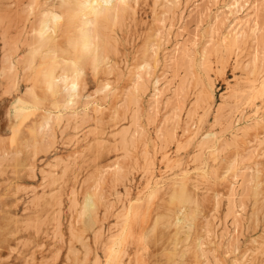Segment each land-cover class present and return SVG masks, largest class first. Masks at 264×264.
I'll return each instance as SVG.
<instances>
[{
  "label": "rangeland",
  "instance_id": "obj_1",
  "mask_svg": "<svg viewBox=\"0 0 264 264\" xmlns=\"http://www.w3.org/2000/svg\"><path fill=\"white\" fill-rule=\"evenodd\" d=\"M30 1L0 0V264H264V0H130L69 106L24 68L32 23L58 0ZM234 26L246 34L229 50Z\"/></svg>",
  "mask_w": 264,
  "mask_h": 264
},
{
  "label": "bare ground",
  "instance_id": "obj_2",
  "mask_svg": "<svg viewBox=\"0 0 264 264\" xmlns=\"http://www.w3.org/2000/svg\"><path fill=\"white\" fill-rule=\"evenodd\" d=\"M129 1L130 0H115V3L112 5V6H105V4H104V0H58V1H56V2H54L53 1V3H50L49 4V6H47L46 8H44L43 10H41V12L40 11H38L37 10V12H40V14H38V16H36L37 18H36V21L34 22V23H32L33 25H32V27L30 28V35H29V38L28 37H26L27 39L23 42L24 44H25V48H26V54L24 55V54H22V55H24V57H22V61L24 62V68L25 69H28L29 71H30V73L32 74V76H34L35 78H38V79H40V82L42 81L44 84H45V88H47V89H49V90H51V91H53V93L56 91V93H57V91H59V90H61V89H63L64 90V96L66 97V100H65V106H69V104H71V103H73V101H74V99L75 98H79V96H81V94H79L78 95V86H80V85H78V82L80 81L79 80V77H80V75H83V74H81L82 73V67H85L84 65V63L85 62H89L93 67H95L96 69L98 68V66H101L100 65V63H101V60L102 61H104V59H105V53H106V50H107V47H104V44H103V42H104V32H103V29L104 28H107L108 26V24L109 23H112V25L113 24H115V23H119V20H120V18H122L121 17V15H122V13L124 12V8L129 4ZM155 1V0H154ZM31 2V4L29 3V6H30V12L32 11V10H34V7L38 4V0H31L30 1ZM48 2V1H47ZM128 2V3H127ZM133 2V1H132ZM175 2V1H174ZM248 2H249V0H235V2L234 3H232V6H234V7H239V6H241V7H243V6H245L246 4H248ZM43 3V2H42ZM157 3V2H156ZM45 4V3H44ZM131 4V3H130ZM154 4V3H153ZM23 5V4H22ZM27 5V4H26ZM41 5V4H40ZM155 5H157V4H155ZM158 6V5H157ZM161 6V5H160ZM164 6V5H163ZM163 6H161V7H163ZM172 6V5H171ZM28 7V6H27ZM38 7H39V5H38ZM44 7H45V5H44ZM132 7V6H131ZM161 7H159L160 9H162ZM23 8H24V6H23ZM26 8V7H25ZM41 8H42V6H41ZM127 8V7H126ZM130 8V7H129ZM232 7L231 6H229V9H231ZM4 9V8H3ZM128 9V8H127ZM126 9V10H127ZM164 9V8H163ZM154 10V9H153ZM3 11V10H2ZM23 11H27V10H23ZM131 11H132V9H131ZM127 12H128V10H127ZM231 12V11H230ZM19 13V12H18ZM22 13V12H21ZM25 13V12H24ZM32 13V12H31ZM30 13V14H31ZM9 14V13H8ZM125 15H127V13H125ZM129 15V14H128ZM127 15V16H128ZM16 16H17V14H16ZM123 16V15H122ZM1 17V16H0ZM8 17H9V15H8ZM28 14H27V19H28ZM30 17H31V15H30ZM30 17H29V19H30ZM125 17H123L122 18V20L124 19ZM129 18V17H128ZM161 18V17H160ZM1 19V18H0ZM35 19V18H34ZM33 19V20H34ZM2 20V19H1ZM6 20V19H5ZM4 20V21H5ZM161 21H162V19H161ZM1 22H3V21H1ZM10 22V21H9ZM24 22V21H23ZM22 22V23H23ZM25 22H26V20H25ZM123 22V21H122ZM28 23V22H27ZM125 23V22H124ZM1 24V23H0ZM241 24L242 25H246V22L243 24L242 23V21H241ZM241 24H240V26H241ZM6 25V24H5ZM26 25V24H25ZM121 25V24H120ZM120 25H117V26H120ZM247 25H249L248 23H247ZM114 26V25H113ZM2 27V26H1ZM115 27V26H114ZM124 27V26H123ZM29 28V27H28ZM231 28V27H230ZM248 28H249V26H248ZM3 29V28H2ZM240 29H241V27H240ZM22 30H23V28H22ZM111 30V29H110ZM120 30H121V28H120ZM162 30V29H161ZM229 30V29H228ZM239 29L238 28H236V26H234L231 30H229V35L230 34H232V40H230V38H229V40H230V42H229V44L227 45V46H224L226 49H229L228 47H229V45H233V44H235V43H237V42H239L238 41V37H239V35L242 37L243 36V34H246V33H243L242 34V32H240V30L238 31ZM256 30V25H253L252 26V28H251V31L252 32H254ZM2 31V30H1ZM232 33H231V32ZM243 31V30H242ZM247 31V30H246ZM22 32V31H21ZM103 32V33H102ZM111 32V31H110ZM109 32V33H110ZM115 32V31H114ZM244 32V31H243ZM106 33V32H105ZM251 33V32H250ZM249 33V34H250ZM8 34V33H7ZM107 34V33H106ZM105 34V35H106ZM223 34H225V32L223 33ZM252 34V33H251ZM4 35V34H3ZM110 35H113V34H109V36ZM115 35H117V34H115ZM227 35H228V33H227ZM227 35L226 36H224L223 38H222V41H224V45H225V39H226V37H227ZM254 35V34H253ZM11 36V35H10ZM23 36V35H22ZM147 36V35H146ZM250 36V35H249ZM63 38V37H65V39H66V43H67V47H66V49L64 48L65 46L63 45V43L61 44V38ZM108 37V36H107ZM243 37H245V36H243ZM247 37H248V35H247ZM4 38H7L6 37V35H5V37ZM12 38V37H11ZM22 38V37H21ZM106 38V37H105ZM228 38V37H227ZM107 39H109V37L107 38ZM106 39V40H107ZM116 39V38H115ZM247 39V38H246ZM261 39V38H260ZM112 42H113V40L112 39H110ZM109 40V41H110ZM145 40V39H144ZM148 40V39H147ZM5 41V40H4ZM16 41V40H15ZM62 42H64V41H62ZM106 42V41H105ZM148 42V41H147ZM243 42H245V40L243 41ZM13 43V42H12ZM65 43V42H64ZM114 44H115V41L113 42ZM144 43H145V41H144ZM150 43V42H149ZM149 43H146V44H148L149 45ZM226 43H227V41H226ZM152 44V43H151ZM61 45H63L64 47H63V49H62V46ZM113 45V44H112ZM116 45V44H115ZM142 45V44H141ZM240 45V44H239ZM10 46V45H9ZM15 46V45H14ZM105 46H107L106 44H105ZM144 46V45H143ZM142 46V47H143ZM146 46V45H145ZM153 46V45H152ZM237 46V45H236ZM104 47V48H103ZM115 47V46H114ZM147 47V46H146ZM150 47V46H149ZM238 47V46H237ZM106 48V49H105ZM138 48H140V47H138ZM232 48V47H231ZM105 49V50H104ZM142 49V48H141ZM149 49V48H148ZM147 49V50H148ZM152 49V48H151ZM220 49H221V47H220ZM110 50V49H109ZM113 50H115L116 52L118 51V50H116V48H113ZM137 51H138V49H136ZM219 50V49H218ZM230 50V49H229ZM153 51H155V50H153ZM205 51V50H204ZM203 51V52H204ZM228 51V50H227ZM7 52V51H6ZM112 53H114L113 51H111ZM115 52V53H116ZM146 52V51H145ZM147 52H149V51H147ZM152 52V51H151ZM151 52H149L150 54H151ZM232 52V51H231ZM108 53H109V51H108ZM140 53H141V51H140ZM148 53V54H149ZM156 53V52H155ZM154 53V54H155ZM188 53V52H187ZM208 53V52H207ZM229 53H230V51H229ZM135 54V53H134ZM142 54V53H141ZM181 54V53H180ZM219 54H220V52H219ZM218 54V55H219ZM228 54V53H227ZM10 54H8V56H9ZM111 55V54H110ZM136 55V54H135ZM144 55V54H143ZM189 55H190V53H189ZM217 55V54H216ZM109 56V55H108ZM139 56V55H138ZM140 56H142V55H140ZM147 56V55H146ZM204 56V55H203ZM220 56V55H219ZM133 57H134V55H133ZM136 57V56H135ZM145 57V56H144ZM149 57H151V56H148L147 57V59H149ZM153 57H155V56H153ZM205 57V56H204ZM222 57V56H221ZM4 58H6V57H4ZM8 58H10V57H8ZM8 58H6V63L8 62V65H10L9 63L11 62V61H7V59ZM21 58V57H20ZM19 58V59H20ZM110 58V57H109ZM142 59H143V57H141ZM146 58V57H145ZM144 58V59H145ZM227 58V57H226ZM19 59H18V61H19ZM133 59H135V58H133ZM133 59H132V61H133ZM139 59V58H138ZM136 60V61H138L139 62V60ZM141 59V64H144L143 65V67H141L142 68V70H144V68H145V65H147L148 66V64L147 63H149V65H150V61L151 60H148L149 62H147V60L145 59V60H142ZM152 59V58H151ZM155 59V58H154ZM154 59H153V62H154ZM205 59V58H204ZM10 60H11V58H10ZM223 60H227V59H223ZM142 61L144 62V61H146L145 63H142ZM4 62V61H3ZM156 62V61H155ZM174 62V61H173ZM228 62V61H227ZM102 63H104V62H102ZM107 63H109V62H107ZM106 63V64H107ZM135 63V62H134ZM178 63V62H177ZM222 63H223V61H222ZM221 63V64H222ZM4 64H5V62H4ZM12 64V63H11ZM137 64V63H136ZM7 65V64H6ZM88 66H89V64H87ZM104 65V64H103ZM109 65H113V64H109ZM223 65V64H222ZM4 66V65H3ZM2 66V67H3ZM13 66V65H12ZM12 66H9V68L11 67L12 68ZM108 66V65H107ZM131 66H132V64H131ZM223 66H225V64L223 65ZM7 67V66H6ZM14 67V66H13ZM90 67V66H89ZM104 67V66H103ZM135 67H137V66H135ZM140 67V66H139ZM151 67V66H150ZM184 67V66H183ZM4 68V67H3ZM3 68H2V70H3ZM9 68H6L8 71H9V73L12 71H10L9 70ZM10 68V69H11ZM24 68H23V71H24ZM92 68V67H91ZM90 68V69H91ZM109 68H114V67H109ZM108 68V69H109ZM148 68H149V66H148ZM148 68H147V70H148ZM137 69V68H136ZM117 70H119L118 68H117ZM129 70H131V69H129ZM223 70V69H222ZM259 70H260V68H259ZM259 70H258V72H259ZM263 70V69H262ZM93 71V70H92ZM98 71H100V70H98ZM97 71V72H98ZM104 71V70H103ZM115 71V70H114ZM122 71V70H121ZM132 71H133V68H132ZM149 71V70H148ZM192 71V70H191ZM253 71H254V69H253ZM256 71V70H255ZM264 71V70H263ZM3 73H4V71H2ZM25 72V71H24ZM23 72V73H24ZM27 72V71H26ZM26 72H25V74H26ZM110 72V71H109ZM119 72V71H118ZM136 72H137V70H136ZM139 72H143V71H141V69H140V71ZM144 72H145V70H144ZM6 73V72H5ZM99 74H100V72H98ZM103 73V72H102ZM120 73L121 72H119V75L117 74V76H120ZM148 73V72H147ZM255 73V72H254ZM11 74H12V72H11ZM11 74H9V75H11ZM28 74V73H27ZM27 74H26V76H27ZM85 74H86V72H85ZM104 74V73H103ZM105 74H107V73H105ZM104 74V75H105ZM112 74V73H111ZM124 75H125V73H123ZM129 74H130V72H129ZM262 74V73H261ZM23 75V74H22ZM30 75V74H29ZM122 75V74H121ZM127 75V74H126ZM132 75H133V73H132ZM136 75V74H135ZM137 75H139V74H137ZM144 75V74H143ZM145 75H146V73H145ZM8 76V75H7ZM147 76V75H146ZM145 76V77H146ZM259 76V75H258ZM263 76V75H262ZM11 77V76H10ZM23 77V76H22ZM143 76H142V73H141V78H142ZM27 78V77H26ZM25 78V79H26ZM139 78V77H138ZM141 78H139L138 79V81L139 80H141ZM144 78V77H143ZM258 78V77H257ZM8 79V78H7ZM31 79V78H30ZM80 79H82V78H80ZM263 79V78H262ZM36 80V79H35ZM132 80H134V78L132 77ZM102 81V80H101ZM142 81V80H141ZM259 81V80H258ZM13 82V81H12ZM41 82V83H42ZM126 82H128V81H126ZM137 82V81H136ZM40 83V84H41ZM42 83V84H43ZM80 83H82V82H80ZM79 83V84H80ZM101 83V82H100ZM132 83H134V82H132ZM137 83H139V82H137ZM251 83V82H250ZM43 84V85H44ZM135 84L136 83H134V86H135ZM143 84V85H142ZM146 84V83H145ZM144 83H140V85H139V88H140V86L142 85V86H144L145 85ZM42 85V86H43ZM83 85H84V82H83ZM105 85H107V84H105ZM109 85H111V84H109ZM261 85V87H259V90H261V88H264V82L262 83V84H260ZM39 86H41V85H39ZM98 86V85H97ZM99 86H101L100 84H99ZM136 86H137V84H136ZM136 86H135V88H133V85H132V89L134 90V91H136L135 89H136ZM34 87V86H33ZM85 87V86H84ZM101 87H103V86H101ZM107 87H108V85H107ZM32 88V87H31ZM86 88V87H85ZM98 88V87H97ZM137 88H138V86H137ZM143 88V87H142ZM141 88V89H142ZM155 88V87H154ZM39 89V88H38ZM40 89H42V87H40ZM107 90H108V88H106ZM128 89H129V87H128ZM127 88H126V90H128ZM33 90V89H32ZM43 91H44V89H42ZM82 90H84V89H82ZM125 90V89H124ZM257 90V89H256ZM256 90L254 91V92H256ZM258 90V91H259ZM263 90V89H262ZM261 90V91H262ZM37 91V90H36ZM40 91V90H39ZM42 91V92H43ZM79 91H80V87H79ZM96 91V90H95ZM101 91V90H100ZM106 91V90H105ZM131 92H132V90H130ZM133 91V92H134ZM141 91V90H140ZM142 91H143V89H142ZM45 92H47V91H45ZM60 93H61V91H59ZM97 92H99V90L97 91ZM102 92V91H101ZM128 92V91H127ZM136 92H138V91H136ZM176 92V91H175ZM209 92V91H208ZM34 93L35 92H33V91H31L30 92V96H32V97H34ZM37 93V92H36ZM80 93V92H79ZM100 93V92H99ZM140 93V92H139ZM203 93V92H202ZM209 93H211V92H209ZM127 94V93H126ZM131 94V93H130ZM129 94V96H131ZM137 94V93H136ZM176 94V93H175ZM212 94V93H211ZM256 94V93H255ZM254 94V95H255ZM39 95V94H38ZM199 95H200V93H199ZM253 95V96H254ZM64 96H63V98H64ZM128 96V97H129ZM132 96H134V95H132ZM131 96V97H132ZM176 96V95H175ZM174 96V97H175ZM126 97V96H125ZM173 97V96H172ZM35 98V97H34ZM62 98V97H61ZM127 98V97H126ZM133 98V97H132ZM210 98V97H209ZM128 99H130V98H128ZM134 99V98H133ZM132 99V100H133ZM137 99V98H136ZM204 99H206V98H204ZM64 101V100H63ZM207 101V100H206ZM12 102V101H11ZM75 102H76V100H75ZM126 102H128V100H126ZM138 102V101H137ZM63 103V102H62ZM122 103V102H121ZM129 103V102H128ZM172 103V102H171ZM202 103V102H201ZM204 103H205V101H204ZM211 103V102H210ZM208 104H209V102H208ZM12 105V112L14 113V115L15 116H19V115H21V113L24 111V108L26 107V100L24 99H22L21 97H17L16 99H14V101H13V103L11 104ZM72 105V104H71ZM70 105V106H71ZM136 105V104H135ZM200 105V104H199ZM205 106V105H204ZM139 107V106H138ZM207 107V106H206ZM67 108V107H66ZM69 108V107H68ZM5 109H6V107H5ZM137 109V108H136ZM204 109H205V107H204ZM11 111V110H10ZM32 111V110H31ZM13 116V115H12ZM15 119V118H14ZM150 119V118H149ZM17 120V119H16ZM8 126H9V123H8ZM186 127V126H185ZM186 131H188V130H186ZM160 134V133H159ZM158 134V135H159ZM189 134H191V133H189ZM212 135V134H211ZM4 136V135H3ZM205 136H208V134L207 135H205ZM210 136V135H209ZM213 136V135H212ZM2 138H4V137H2ZM160 138V137H159ZM170 139H171V137H170ZM1 140V139H0ZM3 142H4V140H3ZM180 145V144H179ZM3 146V145H2ZM4 148V147H3ZM2 150V149H1ZM1 152V151H0ZM163 153H165V152H163ZM5 154H6V152H5ZM166 154V153H165ZM3 155V154H2ZM13 155V154H12ZM6 156V155H5ZM1 157H3V156H1ZM0 157V158H1ZM6 158H7V156H6ZM11 158V157H10ZM168 159V158H167ZM246 159V158H245ZM1 160H3V158L1 159ZM0 160V161H1ZM6 160V159H5ZM8 160V159H7ZM167 162V161H166ZM114 163H116V162H114ZM149 163V162H148ZM111 165V164H110ZM232 165V164H231ZM107 166V165H106ZM118 166H119V164H118ZM144 166V165H143ZM115 167L117 168V166L115 165ZM114 167V168H115ZM145 167V166H144ZM153 167V166H152ZM102 168V167H101ZM100 168V169H101ZM104 168V167H103ZM102 168V169H103ZM108 168V167H107ZM113 168V169H114ZM109 169V168H108ZM105 170V169H104ZM259 170V169H258ZM113 171H116V170H113ZM146 171V170H145ZM149 171V170H148ZM117 172H118V168H117ZM94 173V172H93ZM96 173V172H95ZM120 173V172H119ZM98 174H99V172H98ZM263 174V173H262ZM98 176H100V175H98ZM116 176V175H115ZM148 176V175H147ZM262 176H264V174L262 175ZM89 177V176H88ZM93 177V176H92ZM88 180V179H87ZM96 181H97V179H95ZM94 180V181H95ZM103 180H105V179H103ZM102 180V181H103ZM259 181V180H258ZM261 181H262V179H261ZM87 183V182H86ZM96 183L97 182H95V185H96ZM261 183V182H260ZM94 184V183H93ZM262 184V183H261ZM263 184H264V181H263ZM262 184V185H263ZM90 185V184H89ZM99 185V184H98ZM101 185V184H100ZM182 185V184H181ZM92 186V185H91ZM261 186V185H260ZM95 188H97V187H95ZM94 188V189H95ZM254 188H255V190H256V187L254 186ZM262 188H264L263 186H262ZM91 189V188H90ZM99 189V188H98ZM182 189H183V187H182ZM95 190H97V189H95ZM263 190V189H262ZM262 190L260 189V191L262 192ZM86 191V190H85ZM176 191V190H175ZM174 191V192H175ZM184 191V190H183ZM183 191H178V192H175L174 193V195H173V197H172V201H177V204H178V202H180V204H181V202L183 203V201H186L187 200V196L185 195V193L183 192ZM89 192V191H88ZM94 192V191H93ZM97 192H98V190H97ZM100 192V191H99ZM90 193H92L91 192V190H90V192H89V194H87L86 196H85V200H84V204L82 203V206H83V208H86V207H89L90 206V208H91V211H90V213L87 215V216H83V217H85V222H86V224H88L89 223V220H90V215H91V218H92V211L96 208V206H95V204L96 203H94V200H93V196L92 195H90ZM86 194V193H85ZM259 194H260V192L258 193L257 192V195L259 196ZM255 195H256V192H255ZM256 195V196H257ZM232 196V195H231ZM253 196V195H252ZM260 196H262V195H260ZM151 199V198H150ZM232 199V198H231ZM253 199V198H252ZM58 200V199H57ZM96 201L98 200L99 201V199H95ZM97 201V202H98ZM257 201V200H256ZM261 201H264V199L263 200H261ZM59 203V202H58ZM99 203V202H98ZM174 203V202H173ZM172 203V204H173ZM195 203V202H194ZM253 203V202H252ZM262 203V202H261ZM259 204H260V202H259ZM258 204V205H259ZM176 205V204H175ZM261 207V206H260ZM232 208H233V206H232ZM262 208V207H261ZM260 209V208H259ZM129 210V209H128ZM130 211V210H129ZM185 211V210H184ZM253 211V210H252ZM264 211V210H263ZM262 211V212H263ZM137 212V211H136ZM139 213H140V211H138ZM186 212H187V210H186ZM81 213V212H80ZM138 213V214H139ZM178 213H179V211H178ZM181 214L183 213V212H180ZM179 213V214H180ZM189 213V212H188ZM255 213H256V211H255ZM57 214V213H56ZM136 213H134V212H132V214H131V219L132 218H134V216H136L135 215ZM194 214V213H193ZM195 215V214H194ZM249 215H251V214H249ZM257 215H258V213H257ZM257 215H255V216H257ZM94 216H95V214H94ZM165 216H167V215H165ZM164 216V217H165ZM168 216H170V215H168ZM182 217H180V215H178V222H182L183 221V223L185 222V223H187V219H188V216H187V214L186 213H184V214H182L181 215ZM253 216V217H252ZM252 216H251V218H254V215H253V213H252ZM81 217V216H80ZM177 217V216H176ZM189 217H190V215H189ZM193 217V216H192ZM250 218V217H249ZM258 219L257 220H259V217H257ZM55 219H56V217H55ZM93 219V218H92ZM167 219V218H166ZM262 219V218H261ZM264 219V218H263ZM84 220V219H83ZM136 220V219H135ZM251 220V219H250ZM167 221V220H166ZM191 221V220H190ZM84 222V223H85ZM170 222V221H169ZM191 223H193V222H191ZM191 223H188L187 225L189 226V224L190 225H192ZM258 223V222H257ZM261 223V222H260ZM95 224V223H94ZM93 224V225H94ZM134 224V223H133ZM132 224V225H133ZM179 224H181V223H179ZM251 224V223H250ZM249 224V225H250ZM136 225V224H135ZM88 226V225H87ZM86 226V227H87ZM256 226H257V224H256ZM260 226V225H259ZM264 226V225H263ZM262 226V227H263ZM83 227H85V226H83ZM254 227V226H253ZM136 228V227H135ZM88 229V228H87ZM250 229H252L251 227H250ZM78 231V230H77ZM255 231V230H254ZM256 231H257V228H256ZM262 231V230H261ZM263 231H264V229H263ZM72 234V233H71ZM138 234V233H137ZM262 234V233H261ZM70 235V234H69ZM74 235V234H73ZM72 235V236H73ZM139 235V234H138ZM71 235H70V237H72ZM76 236V235H75ZM74 236V237H75ZM81 236H83V235H81ZM183 236V235H182ZM258 236V235H257ZM262 236V235H261ZM77 237H79V235H77ZM76 237V238H77ZM136 237H137V235H136ZM249 237H250V235H249ZM76 238H74V239H76ZM262 239V238H261ZM84 240V239H83ZM135 240H136V238H135ZM254 240V239H253ZM138 241H140V239L138 240ZM76 242L78 243V241L76 240ZM253 242V241H252ZM256 242H260V241H256ZM264 242V241H263ZM70 243V242H69ZM255 243V242H254ZM200 243H198V245H199ZM248 244H250V243H248ZM256 244V243H255ZM252 244H250V246H251ZM72 246H74L73 244H72ZM253 247H254V245H253ZM73 248V247H72ZM188 248V247H187ZM186 248V249H187ZM198 248V247H197ZM201 248V247H200ZM250 248V247H249ZM74 249V248H73ZM84 249V248H83ZM192 249V248H191ZM193 249H194V247H193ZM193 249H192V251H193ZM251 249V248H250ZM256 249V248H255ZM263 249H264V247H263ZM69 250H70V248H69ZM196 250V249H195ZM198 250V249H197ZM257 250V249H256ZM75 251V250H74ZM85 251V250H84ZM191 251V250H190ZM189 251V252H190ZM199 251V250H198ZM251 251V250H250ZM263 251V250H262ZM76 252V251H75ZM186 252V251H185ZM193 253H194V251H193ZM253 254V253H252ZM259 254V253H258ZM70 255V254H69ZM246 255H247V252H246ZM256 255V257H257V254H255ZM251 256V255H250ZM74 257H75V255H74ZM139 257V256H138ZM182 257V256H181ZM255 257V258H256ZM260 257H261V255H260ZM69 258H70V256H69ZM137 258V257H136ZM74 259V258H73ZM261 259V258H260ZM253 260V259H252ZM262 260V259H261ZM254 261V260H253ZM263 261V260H262ZM68 262H69V259H68ZM250 262V261H249ZM255 262V261H254ZM71 263V262H70ZM76 263V262H75ZM244 264H247V262L245 263V261L243 262ZM257 263H258V261H257ZM260 263V262H259ZM262 263V262H261ZM72 264H74V263H72Z\"/></svg>",
  "mask_w": 264,
  "mask_h": 264
},
{
  "label": "clouds",
  "instance_id": "obj_3",
  "mask_svg": "<svg viewBox=\"0 0 264 264\" xmlns=\"http://www.w3.org/2000/svg\"><path fill=\"white\" fill-rule=\"evenodd\" d=\"M115 3V0H104L105 6H112ZM91 211L90 206L82 209V214L87 216Z\"/></svg>",
  "mask_w": 264,
  "mask_h": 264
}]
</instances>
